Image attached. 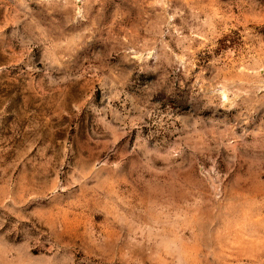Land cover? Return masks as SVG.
Wrapping results in <instances>:
<instances>
[{
    "label": "rangeland",
    "instance_id": "1",
    "mask_svg": "<svg viewBox=\"0 0 264 264\" xmlns=\"http://www.w3.org/2000/svg\"><path fill=\"white\" fill-rule=\"evenodd\" d=\"M0 264H264V0H0Z\"/></svg>",
    "mask_w": 264,
    "mask_h": 264
}]
</instances>
